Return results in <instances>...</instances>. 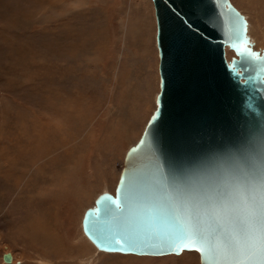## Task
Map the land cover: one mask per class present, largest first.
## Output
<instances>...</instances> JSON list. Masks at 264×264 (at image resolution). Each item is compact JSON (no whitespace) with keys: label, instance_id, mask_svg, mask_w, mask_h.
Returning <instances> with one entry per match:
<instances>
[{"label":"rangeland","instance_id":"rangeland-1","mask_svg":"<svg viewBox=\"0 0 264 264\" xmlns=\"http://www.w3.org/2000/svg\"><path fill=\"white\" fill-rule=\"evenodd\" d=\"M229 2L263 48L264 0ZM154 31L150 0H0V264H199L98 250L81 231L154 107Z\"/></svg>","mask_w":264,"mask_h":264},{"label":"water","instance_id":"water-1","mask_svg":"<svg viewBox=\"0 0 264 264\" xmlns=\"http://www.w3.org/2000/svg\"><path fill=\"white\" fill-rule=\"evenodd\" d=\"M150 2L154 107L81 231L102 251L264 264V47L229 0Z\"/></svg>","mask_w":264,"mask_h":264},{"label":"bare ground","instance_id":"bare-ground-1","mask_svg":"<svg viewBox=\"0 0 264 264\" xmlns=\"http://www.w3.org/2000/svg\"><path fill=\"white\" fill-rule=\"evenodd\" d=\"M43 228H47L46 226H44ZM56 239V238H55ZM183 251V250H182ZM190 251V250H189ZM9 253V252H8ZM173 254V253H172ZM179 254V253H178ZM9 255H10V260H9V262H11V260H12V254L11 253H9ZM138 255V254H137ZM164 255H166V254H164ZM149 256H157V255H149Z\"/></svg>","mask_w":264,"mask_h":264}]
</instances>
